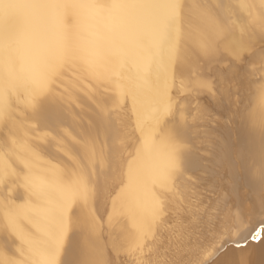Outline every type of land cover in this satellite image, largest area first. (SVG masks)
Here are the masks:
<instances>
[{
  "label": "bare ground",
  "instance_id": "6f19581e",
  "mask_svg": "<svg viewBox=\"0 0 264 264\" xmlns=\"http://www.w3.org/2000/svg\"><path fill=\"white\" fill-rule=\"evenodd\" d=\"M260 43L264 0H0V264H264Z\"/></svg>",
  "mask_w": 264,
  "mask_h": 264
},
{
  "label": "rangeland",
  "instance_id": "374dc122",
  "mask_svg": "<svg viewBox=\"0 0 264 264\" xmlns=\"http://www.w3.org/2000/svg\"><path fill=\"white\" fill-rule=\"evenodd\" d=\"M257 48H264V43L256 45L254 49ZM246 57H243L242 59L244 60L241 59V61H237L233 65L232 73H228L229 71H227L230 60L220 65L212 64L209 68H204V70L201 69L204 76L211 83V90H187L176 94L179 100L186 104L189 120H208L210 124H216L218 113L216 112L214 103H216L218 95L222 92L235 93L232 96H234L233 98L240 97L241 105L250 103V98L254 93V86L260 81L262 64L259 62L249 63ZM247 68L251 70L249 75L244 73ZM200 109L204 110V112L203 115H200L201 118H198L197 112ZM262 217H264V214ZM261 226H264V224H261ZM241 243L233 244V246L239 247Z\"/></svg>",
  "mask_w": 264,
  "mask_h": 264
}]
</instances>
